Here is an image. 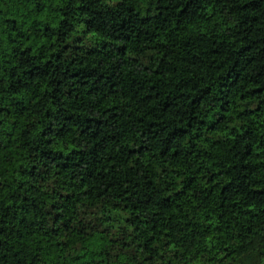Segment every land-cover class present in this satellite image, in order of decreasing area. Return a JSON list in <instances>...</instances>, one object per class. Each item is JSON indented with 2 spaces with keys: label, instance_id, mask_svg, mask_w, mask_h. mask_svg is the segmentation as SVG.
Listing matches in <instances>:
<instances>
[{
  "label": "trees",
  "instance_id": "trees-1",
  "mask_svg": "<svg viewBox=\"0 0 264 264\" xmlns=\"http://www.w3.org/2000/svg\"><path fill=\"white\" fill-rule=\"evenodd\" d=\"M264 264V0H0V264Z\"/></svg>",
  "mask_w": 264,
  "mask_h": 264
},
{
  "label": "rangeland",
  "instance_id": "rangeland-1",
  "mask_svg": "<svg viewBox=\"0 0 264 264\" xmlns=\"http://www.w3.org/2000/svg\"><path fill=\"white\" fill-rule=\"evenodd\" d=\"M222 264H230V262L229 261H225Z\"/></svg>",
  "mask_w": 264,
  "mask_h": 264
}]
</instances>
